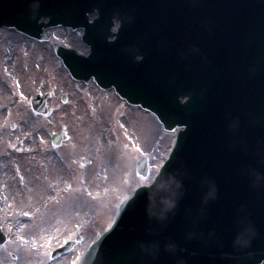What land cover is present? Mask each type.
Wrapping results in <instances>:
<instances>
[{"label": "rangeland", "instance_id": "rangeland-1", "mask_svg": "<svg viewBox=\"0 0 264 264\" xmlns=\"http://www.w3.org/2000/svg\"><path fill=\"white\" fill-rule=\"evenodd\" d=\"M47 33L87 53L78 31L56 28ZM42 92L51 94L48 105L53 113L48 118L34 115L28 104ZM142 123L150 127L148 139L140 138L137 126ZM62 127L68 138L52 147L49 137ZM172 140L151 115L127 106L112 91L71 80L48 44L0 29V227L7 235L0 264L78 262L88 244L109 226L119 202L135 187L151 182ZM132 144L147 150L143 176L135 171L143 156ZM122 152L130 160L127 173L116 168ZM53 196L57 200L50 202ZM75 223L81 227L75 228ZM69 229L70 239L77 235L79 240L66 255L52 260L43 256V249L40 254L27 252L26 242L34 234L46 230L62 240Z\"/></svg>", "mask_w": 264, "mask_h": 264}, {"label": "water", "instance_id": "water-1", "mask_svg": "<svg viewBox=\"0 0 264 264\" xmlns=\"http://www.w3.org/2000/svg\"><path fill=\"white\" fill-rule=\"evenodd\" d=\"M39 18L44 19L46 17L49 18L50 21H52V16L47 14V13H40ZM36 23V28L34 31L26 29V28H22V29H17L18 31L25 33L28 36H31L33 38L38 39L39 41H46L49 42L54 54L61 59L63 65L67 68V70L70 72L71 77L79 82V81H83V83L85 85H88L91 81H93L101 90L105 91L108 90L110 88H113L116 95L121 98L126 100V102L129 105H140L143 106L144 105L138 101V100H134L132 99L130 96H128L126 93H124L122 90L119 89L118 85L115 82H111V81H102L99 80L97 77V80L94 75H92L91 77H85V75H82L80 73L77 72V70L74 68L75 65L70 63V60H72L74 63H78L80 61H86V60H91L92 59V53H93V48L90 46V54L87 58H83L81 56H77L75 50L73 49H67L64 48L62 46H60L59 44L55 43L54 41H52L46 34H44L42 31L49 27V24H44L43 22H38L37 20L35 21ZM11 23H3L4 26H7L9 28H12V25H9ZM25 29V30H23ZM115 35V34H114ZM102 39L104 41H106V37H107V33H104L103 35H101ZM82 40L84 42H86L87 44H89L87 35L84 34L82 37ZM90 45V44H89ZM48 95H46L44 98H39L38 96L36 97V100L32 101V106L33 109L37 112V113H41V114H46L48 115L50 113L49 110H46L45 108V101L47 99ZM194 95L191 94H182L181 97H179L178 99H176L173 103L174 108L177 109V111H184L186 110L190 104L193 102ZM65 99V97H63V100ZM146 108V107H144ZM148 109V108H146ZM148 110H150L151 112H153L157 118L163 123V127L165 130L173 132L176 135V141H175V149L174 151L177 149V147L180 146L182 139H184L188 134H189V125H187V123H180L178 122V120L174 119V118H169L167 116H165L164 114H162L161 112H159L156 109L153 108H149ZM181 126H183V129L181 130ZM65 139V134L61 133L60 135H53L52 136V142L54 145H58L60 144V142L62 140ZM139 172H143L144 170V163L141 162L139 165ZM163 171H165V167L163 169ZM162 171V173H163ZM140 192L141 195L145 192V188H140L138 190L135 191L134 195L132 196V198H135V194L136 192ZM129 205V203L127 201L123 202L119 208V213L118 216L116 218V222H120L122 215L124 213V211L126 210L127 206ZM121 217V218H120ZM116 224V223H115ZM108 233V232H107ZM106 233V235H108ZM105 235V236H106ZM101 242V241H99ZM99 242H97L96 244H98L99 246ZM97 246V247H98Z\"/></svg>", "mask_w": 264, "mask_h": 264}, {"label": "bare ground", "instance_id": "bare-ground-1", "mask_svg": "<svg viewBox=\"0 0 264 264\" xmlns=\"http://www.w3.org/2000/svg\"><path fill=\"white\" fill-rule=\"evenodd\" d=\"M105 1H106V3L110 4L109 6L111 8V11L113 10V14L115 17H117V16H119L125 12V5H126L124 3L125 0H105ZM220 1H222V0H220ZM200 13H201L200 8H193V7H190L189 9H187L185 11V14L188 16H192V14H200ZM95 16H96L95 13H92L91 16L88 15V20L89 21L93 20V18ZM113 27H115V25H113L111 28H113ZM237 29H239V28L236 27V30ZM46 31H48V30H46ZM94 33H96V32H92L91 34H89V36H91ZM62 36L65 37V36H67V34L64 33ZM254 40H256L255 37H254ZM172 44H174L176 46L177 50H179V51H182V52L188 51V49L185 47L184 42L177 39V38L172 39ZM195 51H196L195 54L198 56H202L204 54L203 55L204 61L205 62L208 61L207 58L205 57L206 46L204 44H201ZM226 55L229 56V53L227 52ZM223 59L226 60L225 55L223 56ZM231 71L237 72L238 70H237V68L232 69L230 66H228V67L224 66L222 71L220 72V77L218 78V82H217L216 86L219 85L220 90L223 88H227V95H230L232 98H237L239 96L240 91H241L239 89L238 83L241 80H243L244 76L241 74H238L235 77L228 78ZM222 78L225 79V84L221 83ZM208 89L214 96L213 102L218 103L219 99L221 98L220 91L215 90V88L213 90H211L210 87ZM177 93L181 94V95L182 94L194 95V91L190 88H187L185 85L179 87L177 89ZM233 103H235V100ZM215 107L219 108L220 111L222 110L219 104H216ZM235 109L237 110V108H233L232 110H235ZM220 111L217 112L218 116H220V114H221ZM137 127H138V130L140 131V138H142V139L150 138V136L152 134H151V130H150L149 125H147L146 123H142V124L138 125ZM138 130L136 128L134 129V131H138ZM119 160H120V164L118 166H116V168H118V170H121V171L127 173L129 162H130L129 158H127L125 156V154L122 152ZM117 164L118 163H116L115 165H117ZM112 171H113L112 169H110V170L108 169V172L112 173ZM66 209L67 208L65 207V210ZM61 216L62 215L60 214V217Z\"/></svg>", "mask_w": 264, "mask_h": 264}, {"label": "snow or ice", "instance_id": "snow-or-ice-1", "mask_svg": "<svg viewBox=\"0 0 264 264\" xmlns=\"http://www.w3.org/2000/svg\"><path fill=\"white\" fill-rule=\"evenodd\" d=\"M41 95H44L45 93H40ZM21 98H24V93L21 92L20 93ZM121 127H124L123 125H121ZM132 146L135 148L136 152L141 153V155H148L147 150L144 149L143 147H139L136 146L135 144H132ZM58 195V194H57ZM88 196H93L92 192H88ZM141 196V193L138 191L135 194V198H129V197H125V200L129 203V204H135L136 201L138 200V197ZM57 197L53 196L50 198V202L51 201H56ZM10 207V206H9ZM44 208L48 207V203L43 204ZM25 216H28L29 218H31V214L28 212L24 213ZM75 228H79L81 227V225L79 223H75L74 224ZM112 228L111 225L108 226V230L110 231ZM56 231L58 232L59 229H56ZM72 230L69 229L68 232L63 233V239L61 240V237L56 235L54 232H47L46 230L42 231L41 234H34L27 242H26V249L27 252L32 253V252H36L37 254H40L41 249H43V256L46 258H54V253L57 250L56 248L53 247L54 244L59 245L60 247H63L65 245H67L70 242V236L69 233ZM21 241H24V237L21 236L20 237ZM41 264H44V261H41ZM75 264V262H74Z\"/></svg>", "mask_w": 264, "mask_h": 264}, {"label": "clouds", "instance_id": "clouds-1", "mask_svg": "<svg viewBox=\"0 0 264 264\" xmlns=\"http://www.w3.org/2000/svg\"><path fill=\"white\" fill-rule=\"evenodd\" d=\"M169 207H171V204H168ZM250 238H246L243 234L237 237V240L235 241V244L240 248H245L249 245Z\"/></svg>", "mask_w": 264, "mask_h": 264}]
</instances>
